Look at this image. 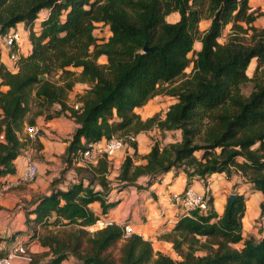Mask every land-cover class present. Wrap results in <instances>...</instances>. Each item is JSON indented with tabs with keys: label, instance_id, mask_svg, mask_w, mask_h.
Segmentation results:
<instances>
[{
	"label": "trees",
	"instance_id": "trees-1",
	"mask_svg": "<svg viewBox=\"0 0 264 264\" xmlns=\"http://www.w3.org/2000/svg\"><path fill=\"white\" fill-rule=\"evenodd\" d=\"M43 10L49 13L36 32ZM175 12L180 19L168 22ZM258 16L249 0H0V39L23 22L32 46L16 72L0 63V179L16 172L14 161L30 141L21 137L26 125H35L37 116L51 120L69 113L78 127L62 156L67 168L80 161L88 144L117 135L135 149L116 177L121 190L144 176L150 185L165 173L183 170L188 181L213 173L238 175L264 197V27L254 25ZM202 20H210L204 32ZM98 24L108 27L107 38L96 37ZM198 39L202 46L196 52ZM248 83L253 88L245 95ZM77 84L88 88L77 96L75 109L68 101ZM160 95L176 101L163 119L143 120L136 109ZM33 108L34 117L27 120ZM154 126L163 133L179 132L180 138L163 147L155 142L143 157L146 163L137 165V144L130 137ZM77 171L82 176L67 190L54 187L26 208V222L35 229L32 239L38 236L36 226H59L39 237L49 248L43 258L50 257L32 264L70 258L79 264H264V236L242 235L243 194L228 199L221 216L212 197L206 213L181 215L164 235L178 256L174 259L156 253L138 234L124 237L116 224L90 232L99 217L89 205L99 202L103 214L114 205L107 202L110 160L101 157ZM240 242L243 247L235 248Z\"/></svg>",
	"mask_w": 264,
	"mask_h": 264
},
{
	"label": "crops",
	"instance_id": "crops-1",
	"mask_svg": "<svg viewBox=\"0 0 264 264\" xmlns=\"http://www.w3.org/2000/svg\"><path fill=\"white\" fill-rule=\"evenodd\" d=\"M47 10L39 13L35 20L34 30L40 31L41 22L48 15ZM180 16L177 12L170 14L167 17L168 22H177ZM201 24H204L202 27ZM101 25V24H98ZM210 25V20H202L199 24L200 31H205ZM108 31V27H105ZM230 30V26L226 28ZM17 30L21 35L19 55L27 56L31 52V43L29 40V29L25 23H18L15 28L10 31ZM96 31V30H95ZM95 33V32H94ZM109 33V31H108ZM222 38V37H221ZM220 38V39H221ZM3 38L0 39V63L3 64L9 71H12L13 62L9 58L10 51L3 44ZM200 40H196L194 44V51L201 49ZM6 47V48H5ZM6 51V56L4 53ZM99 61L106 62V57H100ZM88 88L87 84H77L73 91L69 94V106L80 105L76 103L77 96L84 93ZM6 89V88H4ZM161 96V95H160ZM163 96V95H162ZM158 97V96H156ZM155 97V98H156ZM154 98V99H155ZM175 100V98L172 97ZM176 101V100H175ZM173 101L171 104H173ZM147 105L137 108L136 113L142 112ZM35 109L27 114L26 119L29 120L34 117ZM148 117H141L143 120ZM35 119L36 125L41 127V133L37 137L36 142L42 145L41 149H31L27 146L29 157L32 159L34 152H38L40 159H37L38 175L34 181L25 182L23 180L24 171L29 157L21 154L15 161L16 172L9 174L0 179V250L11 248L16 242H25L27 245V252L29 260L17 258L14 264H32V259L43 260V254L49 251V248L42 246L39 237H44L48 232L42 231L40 226H36L38 236L31 239L35 230L33 226H28L26 208L29 207L30 201L39 195L50 194L54 187L67 190L71 184L79 181L82 174L77 171L78 167H85L86 165L79 161L71 168H67L62 160L65 153L68 141L72 138L78 125L75 120L68 113L67 116H60L51 120H46L44 116H37ZM28 125H26L27 127ZM158 131V130H157ZM156 131H143L135 136L137 144V159L135 164H145L143 159L150 151L155 142H159L161 146L179 140L180 133H173L171 131L162 132V137H154L152 134ZM158 132H161L160 130ZM26 130L22 132L25 136ZM135 149L131 146H126L122 151L116 153L110 160V172L107 178L111 181V190L107 196V202L114 205L108 210L106 214L102 213V207L99 202H94L89 205L92 212L99 217L112 221L120 227L129 224L133 228V234H138L145 240L152 242L154 251L156 253L166 254L174 259L178 258L170 241L164 238L174 228L176 222L181 216L179 206L172 200L174 193L183 192L186 187L191 186L200 193L205 192V188L209 189V195L213 199V209L221 216L224 212L225 205L232 195L243 194L246 197V212L242 220L243 223V238L254 237L260 239L264 236V211L261 209L263 202V194L258 192L246 183H244L240 176H233L231 179L227 178L223 173H213L208 175L205 179L195 177L191 181L183 170H172L161 175L158 180L152 184H148V177L144 176L137 180L136 185L127 187L125 189L117 188L116 177L119 174L120 167L124 162L126 156L129 154L133 156ZM36 160V159H35ZM97 164V163H96ZM94 164V165H96ZM56 166H61V175L55 172ZM67 168V169H66ZM62 176L64 179H62ZM85 185L87 182L85 181ZM96 189L100 186L97 184ZM30 218H34L31 215ZM59 226H50L48 230L57 231ZM32 231L29 237L23 235L26 231ZM31 234V235H30ZM14 239L8 242V239ZM30 238V240H29ZM13 247V246H12ZM235 248L243 247V242L234 245ZM62 264H79L74 258H70L62 262Z\"/></svg>",
	"mask_w": 264,
	"mask_h": 264
},
{
	"label": "built area",
	"instance_id": "built-area-1",
	"mask_svg": "<svg viewBox=\"0 0 264 264\" xmlns=\"http://www.w3.org/2000/svg\"><path fill=\"white\" fill-rule=\"evenodd\" d=\"M100 26V25H98ZM102 26V25H101ZM4 44L9 49V58L13 62L12 72H16L19 68V47L21 41V35L18 31H10L4 38ZM75 109L78 105H75ZM41 133V127L38 125H32L26 127V135L30 141H35ZM0 139H3L1 136ZM131 140L135 141V137H130ZM126 143L123 138L114 135L109 139H102L96 143L88 144L86 150L81 153L80 161L85 165H94L98 162L101 157L111 158L117 152L124 149ZM33 150V147L31 146ZM22 154L29 157V152L24 149ZM38 175V165L29 157L27 159L26 168L23 175L25 182H31L36 179ZM210 199L209 189L205 188L204 193H200L191 186L181 193H174L172 200L179 206L181 215H191L193 212L198 211L199 213H206L208 210V200ZM113 222L105 219H99L95 224L89 226L87 229L90 232H95L106 226L112 225ZM124 237L133 234V228L126 224L123 227ZM29 260L27 245L25 242H16L12 249L3 257L0 258V264H14L15 259Z\"/></svg>",
	"mask_w": 264,
	"mask_h": 264
},
{
	"label": "rangeland",
	"instance_id": "rangeland-1",
	"mask_svg": "<svg viewBox=\"0 0 264 264\" xmlns=\"http://www.w3.org/2000/svg\"><path fill=\"white\" fill-rule=\"evenodd\" d=\"M249 5H250V7H251V10L252 11H256L257 13H259V16H258V18H257V20L255 21V23H254V25L256 26V27H259V28H263L264 27V0H249ZM201 26L203 27L204 26V24H201ZM199 28H200V26H199ZM200 30V29H199ZM15 31H17V30H15ZM229 31L230 30H227V29H225L224 30V32H223V35H222V38L219 40L221 43H223V42H225V40H226V38H227V36L229 35ZM12 32V31H11ZM200 32H202V31H200ZM204 32V31H203ZM95 35H96V37H98V38H101V37H108V35H109V33H108V31L106 30V28L105 27H103V26H98L97 27V29H96V31H95ZM4 40V39H3ZM3 44H4V42H3ZM5 45V44H4ZM6 48V47H5ZM6 51L7 50H4V53H5V56H6ZM190 57L192 58L193 57V55H190ZM99 63H102L101 61H99ZM103 64V63H102ZM255 65H256V63H255V61L254 62H252V64H251V66L249 67V69H248V71H247V73H248V75L250 76V77H252L253 76V74H254V70H255ZM191 68H192V64L190 65V67L186 70V73L187 74H189L190 72H191ZM252 88H253V84L252 83H248V84H246L243 88H242V91H243V93L245 94V95H248L249 93H250V91L252 90ZM173 101H175L174 99H172V97L171 96H158V97H156L155 99L153 98L152 100H150L149 102H148V104H147V106H146V108L145 109H143L142 110V112H139V115L141 116V117H148L149 115H152L151 117H153V116H157L158 118H160V119H163L164 117H165V114H166V112H167V110L169 109V107H170V105H171V103L173 102ZM35 109V111H36V108H34ZM150 117V118H151ZM146 119H148V118H145V120ZM25 130H26V127L24 128ZM159 131V129L157 128V127H153L152 129H151V131H156V132H154L153 134H152V139L154 140L155 138L154 137H162L163 136V133L162 132H158ZM24 131V130H23ZM22 131V132H23ZM21 135H22V133H21ZM23 138H28V136L26 135V133H25V136H22ZM123 138V137H122ZM29 139V138H28ZM125 141V140H124ZM126 143V142H125ZM157 143H159V142H157ZM28 144H29V146H32L34 149H36V145H37V142H36V140L35 141H28ZM126 146H129L127 143H126ZM161 146V145H160ZM163 147V146H162ZM123 150V149H122ZM122 150H120V151H122ZM118 153V152H117ZM36 159V160H35ZM37 159L39 160L40 159V156H39V154H38V152H34V154H33V158H32V160L37 164ZM108 159H111V158H108ZM137 159V157H135V160ZM38 165V164H37ZM56 168V170H55V172H57V174L59 175H61V166H56L55 167ZM84 175H87V174H84ZM65 177V176H64ZM64 177L62 176V179H64ZM115 183H117V181H115ZM118 184V183H117ZM117 188H119V186L117 185ZM42 228V231L44 232V231H47L48 232V228H44V227H41ZM29 232L31 233L32 231H26V232H24L23 233V235H25L26 236V234L28 233L29 234ZM44 233H46V232H44ZM32 234H33V232H32ZM31 235V234H30ZM26 237H29V235H27ZM32 239V238H31ZM34 239V238H33ZM29 240H30V238H29ZM12 246H14V244L12 245ZM12 246H11V248H9V250H7V249H3V250H0V258L1 257H3V256H5L11 249H12ZM2 251L3 252H6L4 255H2L1 256V253H2ZM44 260V259H43ZM42 260V261H43ZM40 262H42L41 260H39Z\"/></svg>",
	"mask_w": 264,
	"mask_h": 264
},
{
	"label": "water",
	"instance_id": "water-1",
	"mask_svg": "<svg viewBox=\"0 0 264 264\" xmlns=\"http://www.w3.org/2000/svg\"><path fill=\"white\" fill-rule=\"evenodd\" d=\"M145 50H146V49H145ZM41 79H44V77L42 76ZM234 198H235V195H232V196L230 197V200H234Z\"/></svg>",
	"mask_w": 264,
	"mask_h": 264
}]
</instances>
